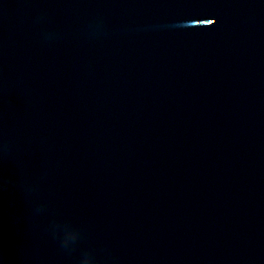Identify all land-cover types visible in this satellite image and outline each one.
<instances>
[{"label":"clouds","instance_id":"9594fccd","mask_svg":"<svg viewBox=\"0 0 264 264\" xmlns=\"http://www.w3.org/2000/svg\"><path fill=\"white\" fill-rule=\"evenodd\" d=\"M51 36V34H48ZM54 234L56 233V229L59 228L58 224L54 223ZM80 236V231L78 229L72 228L70 225L65 224L64 225V234L62 239L60 240V246L64 250L71 252L74 250V245L76 241L79 239ZM81 264H98L97 261H95L93 254L88 251L85 252L82 259H81Z\"/></svg>","mask_w":264,"mask_h":264}]
</instances>
